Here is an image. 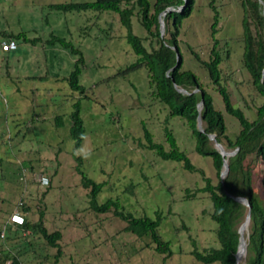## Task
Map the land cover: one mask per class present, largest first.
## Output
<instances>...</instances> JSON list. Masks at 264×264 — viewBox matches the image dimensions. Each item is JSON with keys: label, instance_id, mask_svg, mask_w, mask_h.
Masks as SVG:
<instances>
[{"label": "rangeland", "instance_id": "obj_1", "mask_svg": "<svg viewBox=\"0 0 264 264\" xmlns=\"http://www.w3.org/2000/svg\"><path fill=\"white\" fill-rule=\"evenodd\" d=\"M91 1L0 0V43L18 33L41 39L32 45L14 38L16 49L9 52L0 46V250L16 254L22 264H55L56 248L48 246L38 233L23 235L10 222L14 213L32 223L42 214L47 232L61 233L57 264H202L190 254L192 241L200 252L219 246L217 225L209 216L211 202L207 194L198 192L204 178L213 184L218 180L211 159L195 153L184 120L171 117L165 123L167 109L151 95L143 67L116 75L136 59L126 44L125 29L117 14L63 12L49 7ZM243 1L194 0V11L182 19L177 37L182 68L194 72L211 95L214 107L222 112L230 139L238 133L239 122L224 111L221 96L194 54L208 60L213 45L210 26L216 21L217 47L229 51L219 69L223 76L232 78L221 84L233 107L247 119H254L256 107L264 99L254 94L249 74L241 64ZM159 22L164 35V21ZM131 25L148 50L156 46L142 28L135 4ZM51 35L65 38L82 52L79 84L86 89L85 97L72 91L66 81L76 56L58 44H45ZM76 101L80 102L85 130L77 149L69 137V114ZM57 115L62 120L59 127L54 120ZM142 123L157 143H165L163 128L167 126L197 171L189 173L181 163L162 160L144 148ZM223 145L226 152H233L226 148L225 140ZM211 146L215 147L213 142ZM73 152L81 157L83 174L103 183L98 204L111 198L135 217L155 219V212L161 213L158 233L170 241L171 256L164 259L155 252L148 236L139 238L124 231L126 222L112 211L95 213L89 208L91 187L82 185ZM246 162L254 168L252 187L259 192L263 162L253 154ZM39 177L48 183L40 184ZM130 184L134 186L130 188ZM191 195L194 197L188 199ZM246 213L244 206L237 227ZM241 264H247V252Z\"/></svg>", "mask_w": 264, "mask_h": 264}, {"label": "trees", "instance_id": "obj_2", "mask_svg": "<svg viewBox=\"0 0 264 264\" xmlns=\"http://www.w3.org/2000/svg\"><path fill=\"white\" fill-rule=\"evenodd\" d=\"M212 2L213 0H211ZM129 4L130 6L127 7ZM134 4L138 7L142 28L155 41L156 46H152L150 50L143 45L141 38L132 31L131 17ZM49 7L63 12L95 11L101 13L106 11L117 14L120 24L125 29L126 44L136 59L124 69L119 70L116 75H124L143 67L146 71L151 95L167 109L165 123L167 124L171 117L184 120L194 140L195 153L211 159L218 180L213 184L208 178H204V186L198 192L207 194L211 202L209 216L217 225L215 236L219 246L200 252L196 249L195 242L192 241L193 250L190 253L192 257L202 264H235V255L239 245V227H237V224L244 206L236 202L231 196L245 197L249 202L251 212L248 233L245 235L247 264H264V102L256 107L255 118L252 120L247 119L239 108L233 107L229 93L221 84L222 81L225 83L231 81L232 78L223 76L224 72L219 69L223 59L228 58L229 51L225 50L223 52V49L221 51L217 47L219 41L215 38L216 21L210 26L213 45L208 60H200L197 54H194V56L204 67L212 86L221 96L224 111L239 122V131L233 139L226 135L222 112L214 107L211 95L203 87L197 75L189 69L182 68L184 60L177 37L182 19L188 17L194 11V0H154L152 4L148 0H94L91 2L51 4ZM181 7H184L182 11H180ZM263 8L264 0H244L242 2L241 64L249 74L254 94H258L264 99ZM164 12L166 13L162 15ZM160 16L164 21V35L161 34L160 30ZM153 26L154 30H152ZM14 38L32 45L41 41L40 38L36 37L28 38L24 33L7 36V39ZM44 43L48 45L58 44L76 56L74 68L67 76L66 81L72 91L85 97L86 89L79 84V76L84 65L82 52L63 37L51 35ZM177 53L180 59L179 64L176 66ZM180 89L185 92L179 91ZM199 116L202 120L203 132L198 128ZM69 117L71 121L69 137L73 140L74 147L77 149L80 147L85 133L83 120L80 117L79 101L73 103V109ZM54 120L57 127L61 126L60 115L55 116ZM163 131L165 143H157L153 140L151 132L142 123L145 141L143 147L154 152L160 159L179 162L184 170L195 173L197 168L191 163L187 155L179 149L172 131L167 126L163 128ZM210 135H214L216 141L222 146H224L223 140H225L226 148L235 151L227 159L228 173L223 181L220 179L223 166L222 156L215 147L211 146ZM164 144H167L168 147L166 148ZM251 154L260 158L263 162L259 192H256L252 187L254 168L251 163L246 162L247 156ZM72 157L76 161L75 169L81 176L82 185L85 188L91 187L88 194L89 208L95 213L112 211L114 216L126 222V226L123 228L124 231L139 238L145 235L148 236L151 243L155 245V252L163 254L164 259L171 256L170 241L163 240L158 233V227L162 219L161 213L155 212V219L146 216L135 217L131 213L123 211L119 202L111 198L98 204L97 196L103 188V183H95L88 179L80 169L81 157L75 152L72 153ZM133 186V184H130L129 187L132 188ZM192 197L194 195H191L188 199ZM20 207L23 210L26 209L23 204ZM22 218L21 224L10 221L11 225H15L17 229L20 228L24 232L23 235L33 236L38 233L48 246L56 248L54 262L57 264L58 258L61 256V250L57 242L61 239V233L59 231L47 232L41 221L42 214L35 223L24 217ZM0 235H2L1 232ZM0 264L22 263L16 254L0 250Z\"/></svg>", "mask_w": 264, "mask_h": 264}, {"label": "water", "instance_id": "obj_3", "mask_svg": "<svg viewBox=\"0 0 264 264\" xmlns=\"http://www.w3.org/2000/svg\"><path fill=\"white\" fill-rule=\"evenodd\" d=\"M165 13L166 12H164L162 15H164ZM262 13L264 15V8L262 10ZM159 19L160 20L162 19L161 16L159 17ZM161 34H162V32H161ZM179 59H180V57H179V54L177 53V55H176V60H177L176 66L179 64ZM179 91L185 92L182 89H180ZM198 128H199V130L201 132H203L202 120H201V117L200 116L198 117ZM209 139L213 142V144L215 145V148L219 151V153L222 156L223 166H222V171L220 173V179L223 181V179L225 178V176L228 173V162H227V158L230 157V156H232L235 153V151H233V152H226L224 150L223 146L216 141L214 135H210L209 136ZM231 197L236 202L242 204L243 206H245L247 208V213H246L245 220H244V222L238 228V234H239V245H238V249H239L240 246H245L244 240H243V231L245 229V226L247 225V222H249V220H250V213H251L250 212V205H249L248 200L245 197H233V196H231ZM237 253H238V250H237ZM237 253L235 255L236 260H237ZM235 264H236V261H235Z\"/></svg>", "mask_w": 264, "mask_h": 264}, {"label": "built area", "instance_id": "obj_4", "mask_svg": "<svg viewBox=\"0 0 264 264\" xmlns=\"http://www.w3.org/2000/svg\"><path fill=\"white\" fill-rule=\"evenodd\" d=\"M1 49L5 52L13 51L16 49V43L13 40H5L0 43ZM40 184H47L48 181L44 177H39L38 178ZM11 222H14L16 224H21L22 223V217L18 213H15L11 216L10 219Z\"/></svg>", "mask_w": 264, "mask_h": 264}, {"label": "bare ground", "instance_id": "obj_5", "mask_svg": "<svg viewBox=\"0 0 264 264\" xmlns=\"http://www.w3.org/2000/svg\"><path fill=\"white\" fill-rule=\"evenodd\" d=\"M228 159V158H227ZM249 224V222H247V225ZM247 225L245 226V229L243 231V240H244V244L246 246V239H245V235H246V228ZM245 246H240L238 249V253H237V260H236V264H241V262L243 261L244 257H245V253H246V247Z\"/></svg>", "mask_w": 264, "mask_h": 264}, {"label": "clouds", "instance_id": "obj_6", "mask_svg": "<svg viewBox=\"0 0 264 264\" xmlns=\"http://www.w3.org/2000/svg\"><path fill=\"white\" fill-rule=\"evenodd\" d=\"M6 40H13V39H6ZM2 41H5V40H2ZM14 41V40H13ZM15 42V41H14ZM40 183V182H39ZM15 214V213H14ZM13 215V214H12ZM21 217V216H20ZM22 221H23V218H22Z\"/></svg>", "mask_w": 264, "mask_h": 264}, {"label": "crops", "instance_id": "obj_7", "mask_svg": "<svg viewBox=\"0 0 264 264\" xmlns=\"http://www.w3.org/2000/svg\"><path fill=\"white\" fill-rule=\"evenodd\" d=\"M24 43H26V42H24Z\"/></svg>", "mask_w": 264, "mask_h": 264}]
</instances>
